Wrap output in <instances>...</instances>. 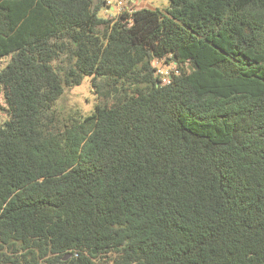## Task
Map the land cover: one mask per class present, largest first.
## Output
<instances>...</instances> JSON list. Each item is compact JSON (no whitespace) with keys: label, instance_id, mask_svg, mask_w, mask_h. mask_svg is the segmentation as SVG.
<instances>
[{"label":"trees","instance_id":"16d2710c","mask_svg":"<svg viewBox=\"0 0 264 264\" xmlns=\"http://www.w3.org/2000/svg\"><path fill=\"white\" fill-rule=\"evenodd\" d=\"M167 1L0 0V264H264V0Z\"/></svg>","mask_w":264,"mask_h":264},{"label":"rangeland","instance_id":"374dc122","mask_svg":"<svg viewBox=\"0 0 264 264\" xmlns=\"http://www.w3.org/2000/svg\"><path fill=\"white\" fill-rule=\"evenodd\" d=\"M105 1L109 3V7H111L112 10H106V5L99 10L98 17L103 19L117 18L119 15L113 16L116 12L115 1ZM152 4L159 10H162L163 8L168 6V1L153 0ZM9 59L10 57H4L0 60V70H2L7 65ZM1 102L2 96L0 94V103ZM95 105L96 96L94 94V89L91 87V78L84 77L82 83L79 86H75L69 89L64 88L63 95L55 104V109L64 116L75 111L82 117H86L91 115L95 111Z\"/></svg>","mask_w":264,"mask_h":264},{"label":"built area","instance_id":"2783aa9c","mask_svg":"<svg viewBox=\"0 0 264 264\" xmlns=\"http://www.w3.org/2000/svg\"><path fill=\"white\" fill-rule=\"evenodd\" d=\"M115 9L117 14L120 15L124 12L126 5L128 4L126 0H114ZM107 5L109 3L107 2ZM153 67L155 68V77L157 78L158 84L162 86H167L171 84L173 75L177 72L175 64H163L162 61H154Z\"/></svg>","mask_w":264,"mask_h":264},{"label":"crops","instance_id":"0c3cea01","mask_svg":"<svg viewBox=\"0 0 264 264\" xmlns=\"http://www.w3.org/2000/svg\"><path fill=\"white\" fill-rule=\"evenodd\" d=\"M126 1L128 4L126 5L124 12H128V13L139 9H150V10L158 9L152 4L153 0H126ZM106 10L110 11L112 10V8L109 7V5H107ZM116 14L117 12H115L113 16H116Z\"/></svg>","mask_w":264,"mask_h":264},{"label":"water","instance_id":"95a60500","mask_svg":"<svg viewBox=\"0 0 264 264\" xmlns=\"http://www.w3.org/2000/svg\"><path fill=\"white\" fill-rule=\"evenodd\" d=\"M68 257H69V256H66V257L64 258V260L68 259Z\"/></svg>","mask_w":264,"mask_h":264}]
</instances>
